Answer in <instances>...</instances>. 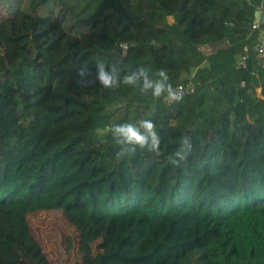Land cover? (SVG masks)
<instances>
[{"label":"trees","instance_id":"trees-1","mask_svg":"<svg viewBox=\"0 0 264 264\" xmlns=\"http://www.w3.org/2000/svg\"><path fill=\"white\" fill-rule=\"evenodd\" d=\"M49 1L10 2L0 20V264H57L30 222L43 211L113 231L129 216L144 232L177 225L150 257L96 252L74 264H264V67L253 50L264 0H57L67 23L38 12ZM98 63L118 68V87L100 84ZM140 67L194 90L168 102L122 82ZM141 120L158 149L121 154L132 146L111 129Z\"/></svg>","mask_w":264,"mask_h":264},{"label":"rangeland","instance_id":"rangeland-1","mask_svg":"<svg viewBox=\"0 0 264 264\" xmlns=\"http://www.w3.org/2000/svg\"><path fill=\"white\" fill-rule=\"evenodd\" d=\"M28 1L0 0V20L12 14L14 6L10 2L27 9ZM38 12L53 19H62L64 23L68 22L67 13L57 0L42 5ZM30 222L42 245L56 259L57 264H74L82 257L89 258L96 252L114 253L117 256L122 254L128 258H147L154 253L162 236L177 227L170 219L157 220L152 229L144 232L138 218L129 216L118 218V226L113 231L109 221L101 218H87L81 212H73L65 217L63 213L56 211L31 215ZM188 227L190 233L201 229L196 224Z\"/></svg>","mask_w":264,"mask_h":264},{"label":"clouds","instance_id":"clouds-1","mask_svg":"<svg viewBox=\"0 0 264 264\" xmlns=\"http://www.w3.org/2000/svg\"><path fill=\"white\" fill-rule=\"evenodd\" d=\"M98 73L96 75V79L106 88L118 87L121 83L120 75L117 71V67L112 66L110 69L106 68L103 63L97 64ZM88 70L87 68H81L79 70L78 83L82 86H87L89 81L87 77ZM157 76L160 77L158 80H152L149 77V70L140 67L133 71L130 75H125L123 77V83L128 85L136 86L141 80L142 84H140V90L142 92L147 89H152V95L154 97H161L163 94H167V98L169 101L179 102L183 98L182 90L173 89L172 85L168 83V76L163 71L160 70L156 73ZM141 127L143 128V132L141 131ZM111 132L113 133L114 138L116 139V143L119 145H127L132 147H127L122 150L124 152H134L135 146H139L140 148H148L150 150H157L159 146V136L155 130V125L151 120H141L139 121V126L133 123H124L115 125ZM184 144H189L188 140L185 139ZM189 147L191 145L189 144ZM177 156L180 159H183V156L177 152Z\"/></svg>","mask_w":264,"mask_h":264},{"label":"built area","instance_id":"built-area-1","mask_svg":"<svg viewBox=\"0 0 264 264\" xmlns=\"http://www.w3.org/2000/svg\"><path fill=\"white\" fill-rule=\"evenodd\" d=\"M258 11H259V15H261L262 13L261 6L259 7ZM259 22H260V18H258L256 21H253L252 27L253 28L258 27ZM121 47L123 51H125V49L127 48V45L122 44ZM253 50L257 53V56H258L257 65L259 66V68H263L264 67V34L259 35V37L257 38L256 42L253 45ZM247 58H248V52H247V48L245 47L244 53L242 54L241 58L239 59L237 63V67L247 68V64H246ZM194 86H195L194 82L191 80H188V81H184V82H180L176 84V86L173 89L182 90L183 94H188V93L193 92ZM165 99L168 102H171L168 100L167 95L165 96Z\"/></svg>","mask_w":264,"mask_h":264},{"label":"water","instance_id":"water-1","mask_svg":"<svg viewBox=\"0 0 264 264\" xmlns=\"http://www.w3.org/2000/svg\"><path fill=\"white\" fill-rule=\"evenodd\" d=\"M258 16H259V11L256 10L255 14H254V21H256L258 19Z\"/></svg>","mask_w":264,"mask_h":264},{"label":"crops","instance_id":"crops-1","mask_svg":"<svg viewBox=\"0 0 264 264\" xmlns=\"http://www.w3.org/2000/svg\"><path fill=\"white\" fill-rule=\"evenodd\" d=\"M258 18H260V19H261V15H259V16H258Z\"/></svg>","mask_w":264,"mask_h":264}]
</instances>
